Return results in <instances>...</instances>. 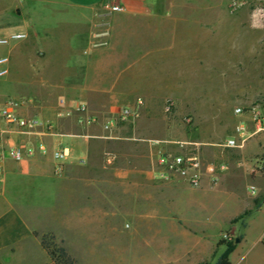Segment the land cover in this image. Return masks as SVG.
I'll return each instance as SVG.
<instances>
[{
    "label": "crops",
    "instance_id": "crops-1",
    "mask_svg": "<svg viewBox=\"0 0 264 264\" xmlns=\"http://www.w3.org/2000/svg\"><path fill=\"white\" fill-rule=\"evenodd\" d=\"M226 1L0 0V21L12 14L21 22L14 29L0 23V37L12 33L26 35L8 46L0 45V57H9L8 75L18 78L0 89L1 108L9 98H27L31 103L19 108V113L53 124L51 128L40 126L22 133L0 114L1 152L14 143L44 142L48 146L46 153L37 152L19 162L5 160L0 182V264L53 261L35 234L38 225H32L25 213L38 214L34 219L44 225L60 221L63 213H71L66 220L68 227L77 228L78 220L89 227L92 207L98 201L118 206L120 211L149 223L155 230L152 244L157 247L159 258L151 264L214 263L226 249V244L218 245L225 233L232 238L241 236L230 255L231 264H264V201L256 206L264 196V164L260 162L264 156V130H256L250 114L246 116L247 139L240 146H220L225 135L218 144H211L208 138L196 142L201 145L206 162L227 164V169L219 172L218 181L206 173L202 184L195 187L182 178L165 180L155 173L161 152L185 153L189 147L185 143L193 142L167 113L165 102L220 98L216 96V86L221 84L219 71L225 50L223 20L229 18L223 12ZM116 4L123 7L122 13L116 15L118 18L150 17L154 26L159 20L187 18L191 23L184 26L182 45L142 49L113 75L110 69L115 62L111 61L108 48H88L87 44L98 13ZM36 8H53L54 12L69 15L57 19L50 12L35 16L30 10ZM31 15L35 16L34 22ZM195 22L199 24L198 30L192 25ZM66 24L81 26L83 30L70 48L74 55L72 63L61 66L62 72L58 74L62 76L55 82L50 78L56 75L58 54L63 48L57 38ZM171 31L176 43L182 36L178 24ZM53 68L55 72L51 71ZM44 69L50 73L40 79ZM21 70H27L29 75ZM61 98L65 103H60ZM138 99L144 101L140 116L121 121L111 129L104 128L103 122ZM77 102H85L88 110L77 111ZM89 115L99 116L100 122L78 123V118ZM117 145L131 151L120 154L119 161L109 168L111 173L96 174L95 156H102ZM63 147L71 153L63 164V172L58 174L53 152ZM253 158L257 164L248 161ZM240 180L246 183L251 198L236 212L226 213L219 222H201L190 215L200 207V195L215 193L224 185L234 189ZM252 185L256 187L254 193L250 190ZM247 210L250 213L238 219Z\"/></svg>",
    "mask_w": 264,
    "mask_h": 264
},
{
    "label": "rangeland",
    "instance_id": "rangeland-1",
    "mask_svg": "<svg viewBox=\"0 0 264 264\" xmlns=\"http://www.w3.org/2000/svg\"><path fill=\"white\" fill-rule=\"evenodd\" d=\"M232 1L227 0L223 9V12L229 14V18L223 20L222 45L225 50L222 68L219 71L221 84L216 86V96L220 98L189 103L174 100V108L171 112H167L193 142L208 138L211 144H218L224 135L226 138L235 136L236 131L234 134L233 132L238 124L244 122L248 127L246 116L250 113L247 110L241 114L236 113L235 108L238 106L242 108L255 106L264 118V0H238L242 4L235 10L231 8ZM179 8L181 10L182 6L180 5ZM52 9L36 8L35 11L33 9L30 11L35 16L42 17L50 12L52 15L56 14V19L62 16L67 18L69 15L64 11L54 12ZM120 13L122 12L112 11L111 8L98 13V17L92 24L93 30L87 44L88 48H108L110 59L115 62L110 69L113 75L125 63L134 60L137 52L142 49L180 48L183 43L184 26H189L191 23L190 20H185L187 18H181L172 22L159 20L154 26L155 22L150 17L118 18L116 15ZM35 16L31 15L30 20L34 22ZM103 19L105 23L101 24ZM61 21L65 24L64 19ZM0 23L12 29L21 24L12 14ZM175 23L178 24V31L182 35L176 43L171 36ZM192 25L196 30L199 29L198 22ZM82 30L81 26L71 24H66L62 28L57 43L63 48H60L58 54L60 61L56 68V75L50 78L52 81L60 80L62 65L72 63L74 55L70 53V48L78 42ZM101 30H106V35L102 39L103 43L97 44L99 40L97 34ZM21 71L29 75L27 70ZM51 71L55 72V68ZM47 73H50L49 69L42 70L43 75L39 78L45 77ZM37 75L39 72L34 76ZM17 79L16 76L8 74L1 77L0 89L8 87L14 81L17 82ZM8 80L12 82L8 83ZM1 105L0 99V109ZM213 148L221 147L213 146ZM126 151L131 149L117 145L106 154L95 156L94 172L105 175L111 173L109 168L114 162H118L120 154ZM110 156H115L112 162L108 161ZM248 161L253 165L257 164L256 158L248 159ZM103 162L106 164L104 167L100 166ZM232 192L240 195V198ZM247 192L249 190L243 180L238 181L234 189H228L224 185L215 193L200 195L199 199L202 203L197 209L194 208L190 215L197 217V221L201 222H219L226 213L232 214L239 209L240 205L247 203L248 198H251ZM92 208L94 212L90 219V226L84 227L81 220H78L79 225L77 228L71 227L72 229L68 227L69 223L66 221L72 215L71 213H63L60 221H52L46 225L34 219L36 214L25 213V215L32 225H38L35 230L39 233L37 236L41 238V235L45 234L48 241L65 246L76 259L77 264H151L152 260L158 261L159 251L152 244L155 230L149 227V223L135 218L130 213L120 211L116 205H103L98 201ZM79 216L81 217L82 214ZM47 264H55V262L48 261Z\"/></svg>",
    "mask_w": 264,
    "mask_h": 264
},
{
    "label": "built area",
    "instance_id": "built-area-1",
    "mask_svg": "<svg viewBox=\"0 0 264 264\" xmlns=\"http://www.w3.org/2000/svg\"><path fill=\"white\" fill-rule=\"evenodd\" d=\"M241 2L238 0H233L230 5L232 9H236L241 6ZM112 11H123L121 5H112ZM105 20L103 19L101 24H104ZM106 35V30H101L98 32L97 36L99 40L97 44L103 43V40ZM26 35L23 33H12L5 37H0V45L8 46L13 42L24 38ZM9 62L8 56L0 57V77H3L8 74L9 69L6 66ZM31 100L27 98L16 99L9 98L2 106L0 114L4 121L12 127H15L18 131L22 133L29 132L34 128L45 126L51 128L53 124L51 122H46L37 116L26 117L19 113L18 109L26 105H29ZM60 103H65V99L61 98ZM144 104L142 99H138L133 105H127L121 107L115 116H112L107 121L103 122V126L106 129H111L115 127L119 122L129 120L131 118H136L141 114V108ZM174 100H168L166 103V111L169 113L174 108ZM77 111L86 112L88 106L85 102H77L75 105ZM248 111L252 117L253 122L255 123L256 130H264V118L261 116V113L257 107L252 106L250 108H242L238 106L235 108V112L238 114ZM88 123H99L100 118L96 115L81 116L78 118L79 124ZM236 135L227 137L219 145L225 148L238 147L245 142L248 135V127L243 122L238 124L235 128ZM188 145L185 153L175 154L170 152H161L158 155V167L155 170L156 176L160 179L170 180L175 177L182 178L191 186L198 187L202 184L203 179L206 173H210L213 181L219 180V172L225 171L227 169V164L225 162H206L204 155L201 151V145L196 142L185 143ZM48 151V146L44 142L39 144L29 143L27 145L21 143H14L9 145L6 151H0V182L4 173V163L7 158L14 161H22L26 157L35 155L37 152L46 153ZM70 149L68 147L57 148L54 150V158L56 159L55 172L60 174L63 172V164L65 160L70 156ZM115 159V156H110L108 161L112 162ZM83 162V161H82ZM260 162L264 164V156L260 158ZM250 190L254 193L256 187L252 185ZM223 238L227 240L233 239L229 234H223Z\"/></svg>",
    "mask_w": 264,
    "mask_h": 264
},
{
    "label": "trees",
    "instance_id": "trees-1",
    "mask_svg": "<svg viewBox=\"0 0 264 264\" xmlns=\"http://www.w3.org/2000/svg\"><path fill=\"white\" fill-rule=\"evenodd\" d=\"M264 201V196L257 202V207H260ZM250 210L244 212L238 219H242L244 216L248 215ZM36 235L39 233L35 232ZM41 244L47 251L50 258L55 262V264H77L76 259L68 252L65 246L62 244H57L56 242H50L47 240L45 234L41 235ZM237 239H241V236L227 240L221 238L218 245L226 244L225 251L219 256L216 262L212 263L209 261L201 262L200 264H231L230 255L236 248Z\"/></svg>",
    "mask_w": 264,
    "mask_h": 264
},
{
    "label": "water",
    "instance_id": "water-1",
    "mask_svg": "<svg viewBox=\"0 0 264 264\" xmlns=\"http://www.w3.org/2000/svg\"><path fill=\"white\" fill-rule=\"evenodd\" d=\"M237 242H239V239H237Z\"/></svg>",
    "mask_w": 264,
    "mask_h": 264
}]
</instances>
